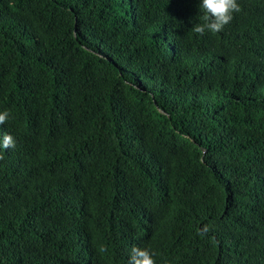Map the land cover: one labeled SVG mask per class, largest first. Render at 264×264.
I'll use <instances>...</instances> for the list:
<instances>
[{
  "label": "trees",
  "instance_id": "16d2710c",
  "mask_svg": "<svg viewBox=\"0 0 264 264\" xmlns=\"http://www.w3.org/2000/svg\"><path fill=\"white\" fill-rule=\"evenodd\" d=\"M0 0V264H264V0Z\"/></svg>",
  "mask_w": 264,
  "mask_h": 264
},
{
  "label": "clouds",
  "instance_id": "9594fccd",
  "mask_svg": "<svg viewBox=\"0 0 264 264\" xmlns=\"http://www.w3.org/2000/svg\"><path fill=\"white\" fill-rule=\"evenodd\" d=\"M198 8L201 12V22H191V29L194 33L203 35L209 33H219L224 26L233 19V14L239 11L237 0H198ZM10 119V113L0 111V125ZM15 146V138L6 132H0V151L10 149ZM128 264H154L150 252L146 249L132 248Z\"/></svg>",
  "mask_w": 264,
  "mask_h": 264
}]
</instances>
